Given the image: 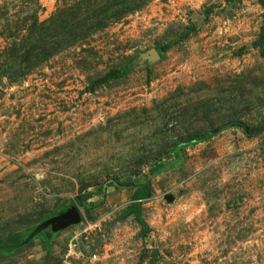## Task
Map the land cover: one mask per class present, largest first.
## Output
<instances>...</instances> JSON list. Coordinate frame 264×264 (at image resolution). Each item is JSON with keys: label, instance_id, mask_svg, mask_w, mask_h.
I'll list each match as a JSON object with an SVG mask.
<instances>
[{"label": "rangeland", "instance_id": "rangeland-1", "mask_svg": "<svg viewBox=\"0 0 264 264\" xmlns=\"http://www.w3.org/2000/svg\"><path fill=\"white\" fill-rule=\"evenodd\" d=\"M75 1L0 0V62L11 40L52 43L29 27ZM126 4L0 77V264H61L70 240V264H264L261 7ZM145 182L140 228L122 210ZM71 209L77 220L50 228Z\"/></svg>", "mask_w": 264, "mask_h": 264}, {"label": "trees", "instance_id": "trees-1", "mask_svg": "<svg viewBox=\"0 0 264 264\" xmlns=\"http://www.w3.org/2000/svg\"><path fill=\"white\" fill-rule=\"evenodd\" d=\"M90 1L92 0L75 1L69 8L61 10L56 16H50L44 21L39 22L38 27L33 29L29 27L27 33H35L36 29L37 34H39L38 38L42 39L43 37L41 36V34L48 35L49 33L54 32V35L56 37H64V43H77L78 37L83 33L85 35L88 31L100 30L105 27L109 21L119 18L123 15V13L126 12V10L131 9L126 4L131 0H105L104 4H106V7L99 9L97 8V5L92 7L90 5ZM257 3L262 9V24L260 26L258 38L255 44L258 47L259 56L264 59V0H257ZM33 23L36 24L37 22L34 20ZM38 30H40L41 32H38ZM189 30H191V33H194L192 23L187 25L186 30L184 29L183 31V36L180 37L183 38L184 36H186ZM27 37L28 36H23L20 42L22 45H24L27 41L25 47H21V45H18L17 47L18 43L16 44V42L12 40L9 44V49L6 48V46L4 47V50L2 52L6 53L7 55L5 56L6 59L4 58L5 60L2 61V63L0 62V77L9 79L19 77V75L21 74L20 66L23 64V62L34 63L37 59H43L49 56L51 52L55 51L52 46L58 45L60 43V39L57 40L56 37L50 44H47L46 42H40L42 40H38L35 35H33L32 37ZM162 48L165 49L164 46ZM17 58H19V61L17 62L19 67L15 69L14 67H12L11 63H15ZM117 184L121 186H128L131 185L132 182L129 179L117 180ZM96 191L98 193L100 192V189L97 188ZM89 195L90 194H86L82 198L85 199ZM148 195L149 184L145 182L138 185L132 193L130 202L122 210V216L132 215L140 228H145L144 222L140 216V201L147 198ZM13 242H16V240H14Z\"/></svg>", "mask_w": 264, "mask_h": 264}, {"label": "built area", "instance_id": "built-area-1", "mask_svg": "<svg viewBox=\"0 0 264 264\" xmlns=\"http://www.w3.org/2000/svg\"><path fill=\"white\" fill-rule=\"evenodd\" d=\"M76 246V241L72 242V240L66 244L65 250L61 255V264H70V259L74 258L73 256H78L80 254V252H77ZM95 256V253L91 254V258H95Z\"/></svg>", "mask_w": 264, "mask_h": 264}, {"label": "water", "instance_id": "water-1", "mask_svg": "<svg viewBox=\"0 0 264 264\" xmlns=\"http://www.w3.org/2000/svg\"><path fill=\"white\" fill-rule=\"evenodd\" d=\"M235 124H237L238 126H240L242 129L245 128V126L239 122H235ZM65 214H62L60 217L56 218V220H54L53 222H50L48 225L50 226L51 229H53L54 227H57L59 225H67L70 222H74L75 220H77L78 215L76 212L73 211V209L70 210V213L67 214L68 216V221L66 220H62L65 218L62 217Z\"/></svg>", "mask_w": 264, "mask_h": 264}]
</instances>
